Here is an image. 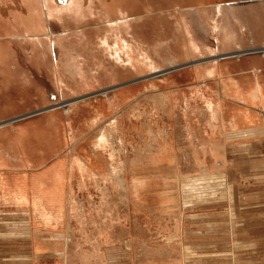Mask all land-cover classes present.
Returning <instances> with one entry per match:
<instances>
[{
    "label": "rangeland",
    "instance_id": "rangeland-1",
    "mask_svg": "<svg viewBox=\"0 0 264 264\" xmlns=\"http://www.w3.org/2000/svg\"><path fill=\"white\" fill-rule=\"evenodd\" d=\"M26 1L36 4V0ZM41 1L47 17L74 3L67 0L66 6H60L53 0ZM94 2L98 5L93 7L92 19L94 69L101 61L95 43L105 32V20V67L117 78L110 77L102 95L75 99L76 123L66 130L69 146L55 142L62 153L32 170L61 158L69 166L63 184L64 173H52L49 181L41 173L33 176V187H42L34 210L47 221H32L30 205L18 209L0 203V264H196L202 256L212 257L211 252L198 251L203 237L198 231H211L220 214L258 211L238 204L237 196L245 186L261 190L257 187L264 181V143L229 138L227 132L232 116L247 113L248 126L259 124V109L245 105L261 101H253L248 93H218L213 82L199 86L187 76L186 44L189 38L202 47L208 43L210 18L216 15L210 7H203L211 26L205 30L195 0ZM218 21L224 20L218 16ZM118 39L131 48L132 64L127 52L119 60ZM103 43L104 38L100 40L104 49ZM237 79L249 85L247 78ZM124 87L127 92L116 94ZM97 98L108 99L107 104L92 103ZM63 127H58L62 134ZM19 196L14 195V200L19 202ZM54 237L56 247L49 244ZM33 238L45 240L49 248L37 255L30 242ZM205 241L212 243V233ZM241 261L245 263L244 257Z\"/></svg>",
    "mask_w": 264,
    "mask_h": 264
},
{
    "label": "crops",
    "instance_id": "crops-1",
    "mask_svg": "<svg viewBox=\"0 0 264 264\" xmlns=\"http://www.w3.org/2000/svg\"><path fill=\"white\" fill-rule=\"evenodd\" d=\"M39 1L30 4L26 0H8L4 8L0 7L4 14L0 15V203L18 209L30 205L34 212L31 220L46 222L45 216V220L40 219L34 210L42 187H33V176L41 173L45 175L44 180L49 181L52 173H64L63 184L69 166L61 158L38 171L32 170L62 153L55 149V142L69 146L66 130L67 126L76 123L75 99L85 94L102 95L109 88L110 77H115L105 67L108 63L107 45L104 49L103 45L100 47L103 38L108 44L105 20L102 21L105 32L96 37L95 43L101 54L99 70L94 69L93 61L97 58L94 55L92 19L93 7L98 8L94 0H74L70 6H66L67 0H53L66 9L50 17L45 16V6ZM195 6L202 29L211 27L202 14L203 7H210L216 15L210 18L213 23L208 43L202 47L198 41L189 38L186 44L187 54L183 58L189 61L187 76L195 79L199 86L213 82L218 93H248L253 101H261L253 106L245 105L246 108L259 109L260 123L248 126L250 118L247 113L232 116L228 121L227 135L245 139V142L258 140L264 143V0H195ZM218 16L223 18V23L217 22ZM117 47L120 58L126 56L125 52L133 56L124 40L119 41ZM197 53L200 56H196ZM132 56H126L130 64L134 61ZM150 62V68L154 69L156 64L151 58ZM238 77L247 78L249 85L240 83ZM125 92L126 87L116 94ZM107 100L97 98L92 103L106 105ZM236 101L243 104V100ZM59 125L64 126L63 134ZM249 145L245 143L244 146ZM244 149L250 150V147ZM5 185L11 190L5 189ZM257 188L261 190L253 191L252 188L250 191L245 186L244 192L237 196V203L254 206L258 211L220 214L211 231L197 232L203 236L197 244L198 251L202 254L211 252L212 257L202 256L196 264H264V211H261L264 210V181L259 182ZM18 193L19 202L13 198ZM233 198L232 194L231 201ZM40 201V204L43 201L47 204L45 200ZM39 210L42 212V208ZM222 229L226 234L224 241ZM208 233H212V243L205 241ZM55 238L49 240L52 247L57 246ZM30 242L37 255L49 248L45 240L35 241L33 238ZM36 245H42L44 249L37 250Z\"/></svg>",
    "mask_w": 264,
    "mask_h": 264
},
{
    "label": "bare ground",
    "instance_id": "bare-ground-1",
    "mask_svg": "<svg viewBox=\"0 0 264 264\" xmlns=\"http://www.w3.org/2000/svg\"><path fill=\"white\" fill-rule=\"evenodd\" d=\"M47 1H48V0H47ZM1 2L5 3L4 0H0V3H1ZM31 2H32V1H31ZM50 2H51V1H50ZM50 2H49V3H50ZM35 3H36V2H35ZM51 3H52V2H51ZM5 4H6V3H5ZM38 5H40V4H38ZM46 8H47V7H46ZM44 11H45V10H44ZM48 11H49V10H48ZM50 14H51V13H50ZM50 14H49L48 16H50ZM105 43H106V42H105ZM105 43H103V44H105ZM105 45H108V44H105ZM257 96H258V95H257ZM257 96H256V97H257ZM252 99H253V98H252ZM56 176H57V175H56ZM56 176H55V177H56ZM56 178H57V177H56ZM54 181H55V179H54ZM54 184H55V183H54Z\"/></svg>",
    "mask_w": 264,
    "mask_h": 264
}]
</instances>
